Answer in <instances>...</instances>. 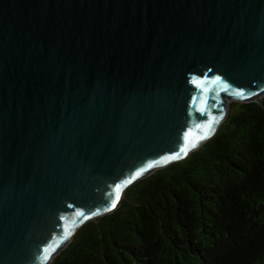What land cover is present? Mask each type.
<instances>
[{
	"label": "water",
	"instance_id": "1",
	"mask_svg": "<svg viewBox=\"0 0 264 264\" xmlns=\"http://www.w3.org/2000/svg\"><path fill=\"white\" fill-rule=\"evenodd\" d=\"M263 91L264 0H0V264H49Z\"/></svg>",
	"mask_w": 264,
	"mask_h": 264
},
{
	"label": "trees",
	"instance_id": "2",
	"mask_svg": "<svg viewBox=\"0 0 264 264\" xmlns=\"http://www.w3.org/2000/svg\"><path fill=\"white\" fill-rule=\"evenodd\" d=\"M125 190L49 264H264V97Z\"/></svg>",
	"mask_w": 264,
	"mask_h": 264
},
{
	"label": "snow or ice",
	"instance_id": "3",
	"mask_svg": "<svg viewBox=\"0 0 264 264\" xmlns=\"http://www.w3.org/2000/svg\"><path fill=\"white\" fill-rule=\"evenodd\" d=\"M217 79H219V77H217ZM193 83H199L198 81H196L195 80V78L193 79ZM173 155L175 156V155H178V154H176V153H173ZM140 174V172L138 171L137 172V175H139Z\"/></svg>",
	"mask_w": 264,
	"mask_h": 264
},
{
	"label": "bare ground",
	"instance_id": "4",
	"mask_svg": "<svg viewBox=\"0 0 264 264\" xmlns=\"http://www.w3.org/2000/svg\"><path fill=\"white\" fill-rule=\"evenodd\" d=\"M263 96H264V91L262 93H260L257 97L258 98H263Z\"/></svg>",
	"mask_w": 264,
	"mask_h": 264
},
{
	"label": "rangeland",
	"instance_id": "5",
	"mask_svg": "<svg viewBox=\"0 0 264 264\" xmlns=\"http://www.w3.org/2000/svg\"><path fill=\"white\" fill-rule=\"evenodd\" d=\"M263 97H264V96H263ZM230 102H231V101H230ZM230 102H229V103H230ZM228 107H229V106H228Z\"/></svg>",
	"mask_w": 264,
	"mask_h": 264
}]
</instances>
